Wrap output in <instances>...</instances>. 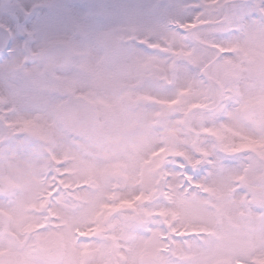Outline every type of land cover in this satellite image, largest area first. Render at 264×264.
I'll return each instance as SVG.
<instances>
[{"label":"clouds","instance_id":"9594fccd","mask_svg":"<svg viewBox=\"0 0 264 264\" xmlns=\"http://www.w3.org/2000/svg\"><path fill=\"white\" fill-rule=\"evenodd\" d=\"M163 2L175 4L163 17L153 0L84 6L98 35L56 48L55 62L34 54L70 37L0 50V234L31 240L33 264H241L264 252V200L251 194L264 185V65L234 51L237 75L219 77L205 43L231 50L264 29V12L199 0L213 23L181 31L193 0ZM4 110L30 123L5 126ZM50 214L59 224L36 234ZM79 232L94 237L87 250Z\"/></svg>","mask_w":264,"mask_h":264},{"label":"snow or ice","instance_id":"6c2138e0","mask_svg":"<svg viewBox=\"0 0 264 264\" xmlns=\"http://www.w3.org/2000/svg\"><path fill=\"white\" fill-rule=\"evenodd\" d=\"M208 0H206V3ZM217 4L222 3V0H216ZM195 12L183 24H179L181 31L191 29L195 30L210 25L213 23L200 12L201 5L199 0H193L191 5ZM154 12L161 17L167 15L175 4H165L163 0L159 3L153 0V5L149 6ZM255 12H264V0H255L252 5ZM248 5H237L234 9L237 13L244 12ZM43 10V11H41ZM37 33H43L54 37H70L71 39H56L48 41V45L42 48L39 55L50 61L55 62L58 57L55 49L64 45H69L77 37L81 39L91 38L98 35L95 25L92 22V13L85 11L83 8L78 9L73 4L64 0L63 3L56 4L51 0H0V50L10 49L14 43L24 41L29 42ZM141 45L153 47L151 41L141 40ZM208 47H211L216 53V68L215 74L222 78H231L237 75V68L231 61L225 60L230 57L234 51H240L248 60L249 63L260 68L264 65V29H247L244 30V35L237 41L232 42V48L221 40L213 39L205 42ZM221 61H224L221 63ZM211 71L206 69L205 73ZM8 111L4 110L2 118L5 126L12 124H22L25 128L30 123L29 120L21 117L16 120L8 119ZM245 149H251L252 144L244 145ZM251 194L257 200H264V185L256 184L251 189ZM71 208L68 209V214L71 215ZM49 222L53 226L59 224V217L50 214L45 223L35 228L33 231L36 234L47 229ZM29 236L32 232L28 233ZM80 241L83 242L85 250H87V241L93 239L92 234L87 232H79ZM13 233L0 234V264H33L30 256L24 254L25 248L32 243L31 240H25L23 245L18 239H13ZM167 243V238L164 239ZM39 264H56L54 257H49L45 261H40ZM241 264H264V252H256L252 254L247 262L241 260Z\"/></svg>","mask_w":264,"mask_h":264},{"label":"flooded vegetation","instance_id":"af4514ba","mask_svg":"<svg viewBox=\"0 0 264 264\" xmlns=\"http://www.w3.org/2000/svg\"><path fill=\"white\" fill-rule=\"evenodd\" d=\"M6 2V0H5ZM64 0H54V3L56 4H60L63 3ZM67 2L73 4L74 6H76L78 9L84 5V4H89L91 6H93V4H95V6L97 7H101V3L104 2L107 5H111L112 4V0H67ZM101 10H98V12Z\"/></svg>","mask_w":264,"mask_h":264},{"label":"rangeland","instance_id":"374dc122","mask_svg":"<svg viewBox=\"0 0 264 264\" xmlns=\"http://www.w3.org/2000/svg\"><path fill=\"white\" fill-rule=\"evenodd\" d=\"M51 2H53L54 3V0H51ZM124 2V0H112V4L111 5H119V4H122ZM102 5H101V7H96L95 6V4H93V6H91V5H89V4H84V5H82L80 8H84V6H88L89 8H94V9H96L97 11L98 10H103V8L105 7V6H107V4H105L104 2H102L101 3ZM79 8V9H80Z\"/></svg>","mask_w":264,"mask_h":264}]
</instances>
